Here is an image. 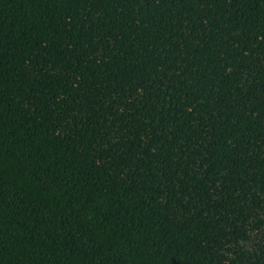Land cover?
<instances>
[{
    "label": "trees",
    "instance_id": "trees-1",
    "mask_svg": "<svg viewBox=\"0 0 264 264\" xmlns=\"http://www.w3.org/2000/svg\"><path fill=\"white\" fill-rule=\"evenodd\" d=\"M0 264H264V0H0Z\"/></svg>",
    "mask_w": 264,
    "mask_h": 264
}]
</instances>
